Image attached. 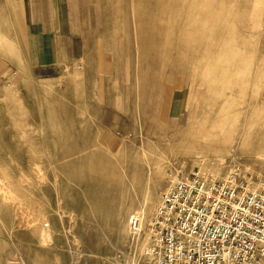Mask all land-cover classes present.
<instances>
[{
    "label": "rangeland",
    "instance_id": "obj_1",
    "mask_svg": "<svg viewBox=\"0 0 264 264\" xmlns=\"http://www.w3.org/2000/svg\"><path fill=\"white\" fill-rule=\"evenodd\" d=\"M256 2L97 0L117 53L93 66L100 62L107 78L114 57L118 66L131 57L137 74L133 96L117 97L103 85L95 89L88 64L61 78L29 73L0 0V264H150L142 258L146 238L131 237V215L142 216L150 199L147 226L170 175L187 178L202 166L167 147L166 159L161 150L209 112L212 121L264 122V86L252 83L264 37L256 42L246 31ZM169 62L177 68L173 82L185 90L166 93L172 103L162 108L151 73ZM177 97L184 105H174ZM243 136L220 133L204 166L264 177V160L247 153Z\"/></svg>",
    "mask_w": 264,
    "mask_h": 264
},
{
    "label": "built area",
    "instance_id": "obj_2",
    "mask_svg": "<svg viewBox=\"0 0 264 264\" xmlns=\"http://www.w3.org/2000/svg\"><path fill=\"white\" fill-rule=\"evenodd\" d=\"M153 219L130 218L150 264H264V177L234 168L217 180L171 174ZM146 230V231H145Z\"/></svg>",
    "mask_w": 264,
    "mask_h": 264
},
{
    "label": "crops",
    "instance_id": "obj_3",
    "mask_svg": "<svg viewBox=\"0 0 264 264\" xmlns=\"http://www.w3.org/2000/svg\"><path fill=\"white\" fill-rule=\"evenodd\" d=\"M2 2L7 6L13 26L17 29V41L22 45L20 57L27 63V68L25 61L23 67L34 77L50 74L54 78L55 76L61 78L68 72L67 70L75 66L82 68L83 64H88L89 71L96 76L93 80L95 89L103 85L108 90L111 89L117 97L125 92L133 96L137 74L133 70L131 57L130 60L125 59L122 66H118L114 57V62L108 65L107 78H102L100 62L96 68L93 66L97 60L102 59L101 55L117 53L113 39L114 28H108L104 14H98L97 0H2ZM249 19L246 31L257 42L259 38L264 37L263 0L254 3ZM108 23H112L110 17ZM103 41H106L105 49L102 46ZM125 50L126 46L123 45V54ZM108 58L110 61V57ZM12 64L18 73L20 67ZM256 66L258 71L253 74L252 83L255 87L258 84L264 86V62L263 66L258 65V62ZM156 68L151 74L154 75L152 82L160 84L159 88L163 91L160 105L162 108L170 107L172 99L167 98L166 93L170 94L175 90L181 93L185 87L180 88L173 82L177 68L172 62ZM96 69L98 71H95ZM149 80L151 79L146 82H150ZM149 89H151L149 86L145 87V90ZM152 90L155 88L152 87ZM196 99L198 100L197 97ZM197 100L194 101L198 103ZM182 103L184 105V100L180 99L176 100L174 105L179 106ZM114 105L115 102L112 106ZM188 110L189 107H186L185 112ZM184 117L182 114L180 123Z\"/></svg>",
    "mask_w": 264,
    "mask_h": 264
},
{
    "label": "bare ground",
    "instance_id": "obj_4",
    "mask_svg": "<svg viewBox=\"0 0 264 264\" xmlns=\"http://www.w3.org/2000/svg\"><path fill=\"white\" fill-rule=\"evenodd\" d=\"M212 113L213 112L207 113V115L201 120V123L195 124L199 126L198 128L195 126V128L180 130L174 139L175 143H168L166 144L165 149L161 150L162 157L168 159L169 154L166 147L167 149L170 148L171 151H169L171 154L175 152L185 155L189 154L194 159V165L198 164L200 166L202 164L200 175L207 174L208 176H213L214 179L217 180L224 177L223 173H221L222 171L207 168L204 165L209 161L210 154L214 152V147L217 144V141L215 140L218 135H220V133H228V135L235 133L236 135L244 134L241 140L247 153L252 154L258 161L264 160V122L255 124L253 120L245 119L242 123L239 118H235V120L231 122H229L230 120L212 121ZM186 115L189 116V114ZM191 115L192 116L190 117H193V114ZM188 119L183 125L189 123ZM210 125H213V127L210 128ZM240 129L243 131L240 132ZM225 172L228 174L227 171ZM2 190L5 191L3 188ZM145 200V204L142 206L141 211H139L144 218L147 217L146 212L151 203L150 199L146 198ZM145 244L146 241L142 244L143 247Z\"/></svg>",
    "mask_w": 264,
    "mask_h": 264
}]
</instances>
